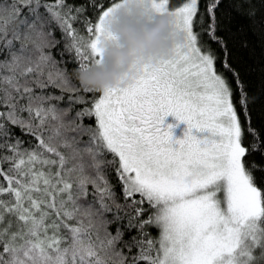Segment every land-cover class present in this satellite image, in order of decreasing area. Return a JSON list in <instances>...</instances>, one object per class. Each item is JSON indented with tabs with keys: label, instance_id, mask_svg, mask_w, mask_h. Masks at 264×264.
Wrapping results in <instances>:
<instances>
[{
	"label": "snow or ice",
	"instance_id": "6c2138e0",
	"mask_svg": "<svg viewBox=\"0 0 264 264\" xmlns=\"http://www.w3.org/2000/svg\"><path fill=\"white\" fill-rule=\"evenodd\" d=\"M128 2L0 0V264H264V0H135L182 43L90 98Z\"/></svg>",
	"mask_w": 264,
	"mask_h": 264
},
{
	"label": "clouds",
	"instance_id": "9594fccd",
	"mask_svg": "<svg viewBox=\"0 0 264 264\" xmlns=\"http://www.w3.org/2000/svg\"><path fill=\"white\" fill-rule=\"evenodd\" d=\"M105 28L114 40L102 46L100 63L74 73L81 88L97 93L127 85L135 68L150 60L167 58L173 46L182 43V37L173 33L170 16L156 15L144 20L135 0H129L106 22Z\"/></svg>",
	"mask_w": 264,
	"mask_h": 264
},
{
	"label": "trees",
	"instance_id": "16d2710c",
	"mask_svg": "<svg viewBox=\"0 0 264 264\" xmlns=\"http://www.w3.org/2000/svg\"><path fill=\"white\" fill-rule=\"evenodd\" d=\"M69 2H73V0H69ZM74 2L76 4H79L82 2V0H74ZM200 7H201V10H203V7H204L203 0H201ZM86 15L91 17L92 20L96 19V13L93 12L91 9L86 13ZM77 27L80 28L81 30H83L82 24H78ZM56 36H57V38L60 37L59 31L56 32ZM249 40H250V44L255 48V51L253 52L250 48L249 50H238V52H239L240 57L244 60V62L247 65H250L255 69V71L249 73L248 83H249V86L251 89L258 92L259 88H260V82H261L260 64H261V58H262V56H264V49H262L261 43H260L258 37H253L250 35ZM60 48H63V42L61 43ZM53 51L55 54L56 50H53ZM75 68H76L75 64H72V63L68 64L70 79L72 80V82L75 85L79 86V84L76 81L75 76H74L75 71H73V70ZM87 95L91 98L93 96L98 95V93L94 92V93H89ZM257 111H259V109ZM171 118H173L171 124L165 122V120H164L162 127H165L166 125H167L166 127H168L169 125H171V128H172L175 124H177L179 122L175 119V117L171 116ZM89 123H94V121H89ZM17 134H19V133H17ZM0 182H3L2 178H0ZM153 234L154 235L156 234V230H153Z\"/></svg>",
	"mask_w": 264,
	"mask_h": 264
},
{
	"label": "flooded vegetation",
	"instance_id": "af4514ba",
	"mask_svg": "<svg viewBox=\"0 0 264 264\" xmlns=\"http://www.w3.org/2000/svg\"><path fill=\"white\" fill-rule=\"evenodd\" d=\"M164 120H165V122L171 124L173 118H171V116H167V117L164 118ZM178 123H179V122H178ZM178 123H177V125H178ZM166 126H167V125H166ZM166 126H165V127H166ZM174 127H175V125H174L172 128H170V131H171V134H172V136H173V139H182V138H183V137H182V134L180 133V131H177L176 128L174 129Z\"/></svg>",
	"mask_w": 264,
	"mask_h": 264
},
{
	"label": "rangeland",
	"instance_id": "374dc122",
	"mask_svg": "<svg viewBox=\"0 0 264 264\" xmlns=\"http://www.w3.org/2000/svg\"><path fill=\"white\" fill-rule=\"evenodd\" d=\"M186 127H187V126H186L185 124H183L182 122H179L178 125L175 124L174 129L176 128L177 131H180V133L182 134V137H183V133H184V131L186 130Z\"/></svg>",
	"mask_w": 264,
	"mask_h": 264
}]
</instances>
